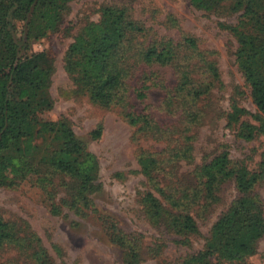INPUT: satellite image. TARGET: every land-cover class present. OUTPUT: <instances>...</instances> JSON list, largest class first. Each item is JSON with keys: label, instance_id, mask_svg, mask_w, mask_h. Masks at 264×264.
Segmentation results:
<instances>
[{"label": "rangeland", "instance_id": "374dc122", "mask_svg": "<svg viewBox=\"0 0 264 264\" xmlns=\"http://www.w3.org/2000/svg\"><path fill=\"white\" fill-rule=\"evenodd\" d=\"M247 2L214 0L209 10L190 0H73L58 31L30 43L28 55L41 54L51 72L53 105L41 119L65 122L97 171L82 187L53 167L59 142L40 136L34 170L0 187V219L16 234L0 246V264L42 255L51 264H183L244 196L241 170L260 176L248 196L264 210V118L239 64L240 37L259 33ZM110 13L137 29L113 57L122 87L103 106L67 63L75 40ZM151 50L168 58L149 62ZM223 156L225 169L209 177ZM185 215L194 232L180 226ZM221 264H264V236L244 261Z\"/></svg>", "mask_w": 264, "mask_h": 264}, {"label": "trees", "instance_id": "16d2710c", "mask_svg": "<svg viewBox=\"0 0 264 264\" xmlns=\"http://www.w3.org/2000/svg\"><path fill=\"white\" fill-rule=\"evenodd\" d=\"M73 0H0V187L11 186L25 179L34 170L32 159L40 136L53 135L60 149L52 158L53 167L76 178L88 187L97 171L96 159L77 140L65 122H44L41 114L52 108L48 94L51 72L41 54L28 55L30 43L56 33L63 21L68 3ZM202 9H212L214 0H190ZM264 0H248L246 14L255 21L259 33L241 36L239 64L252 89L253 103L264 118ZM23 22L20 33L16 23ZM137 28L122 16L109 14L101 23L91 24L83 36L70 47L67 68L80 75L93 100L110 106L122 87L120 72L113 70L112 60L126 35ZM168 52L151 50L147 60L165 61ZM133 121L132 115H128ZM95 135H100L95 132ZM226 156L215 159L207 168L214 178L223 172ZM236 184L244 195L231 211L215 224L203 251L188 257L183 264H221V261L242 262L250 257L256 243L264 236L262 204L248 196L260 176L239 171ZM180 226L188 232L196 230L189 215ZM16 240L10 226L0 219V246ZM39 264H51L45 255Z\"/></svg>", "mask_w": 264, "mask_h": 264}]
</instances>
